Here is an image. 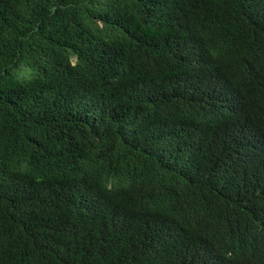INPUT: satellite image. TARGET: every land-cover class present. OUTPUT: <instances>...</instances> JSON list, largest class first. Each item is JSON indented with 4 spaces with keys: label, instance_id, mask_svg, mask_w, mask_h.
<instances>
[{
    "label": "trees",
    "instance_id": "trees-1",
    "mask_svg": "<svg viewBox=\"0 0 264 264\" xmlns=\"http://www.w3.org/2000/svg\"><path fill=\"white\" fill-rule=\"evenodd\" d=\"M0 264H264V0H0Z\"/></svg>",
    "mask_w": 264,
    "mask_h": 264
}]
</instances>
